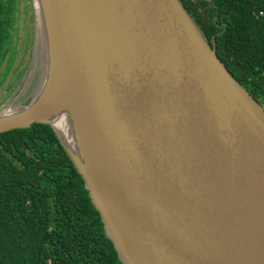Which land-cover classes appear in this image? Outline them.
<instances>
[{"label":"water","instance_id":"water-1","mask_svg":"<svg viewBox=\"0 0 264 264\" xmlns=\"http://www.w3.org/2000/svg\"><path fill=\"white\" fill-rule=\"evenodd\" d=\"M36 1L41 86L0 133L52 125L123 264H264V107L182 2Z\"/></svg>","mask_w":264,"mask_h":264},{"label":"trees","instance_id":"trees-1","mask_svg":"<svg viewBox=\"0 0 264 264\" xmlns=\"http://www.w3.org/2000/svg\"><path fill=\"white\" fill-rule=\"evenodd\" d=\"M180 1L231 74L264 105V0ZM16 8L17 0H0V83L17 52ZM0 264H123L50 124L0 133Z\"/></svg>","mask_w":264,"mask_h":264},{"label":"rangeland","instance_id":"rangeland-1","mask_svg":"<svg viewBox=\"0 0 264 264\" xmlns=\"http://www.w3.org/2000/svg\"><path fill=\"white\" fill-rule=\"evenodd\" d=\"M14 17L13 40L17 42V52L9 74L0 83V104L8 102L12 107H18L26 105L40 88L44 63L33 0H17Z\"/></svg>","mask_w":264,"mask_h":264},{"label":"bare ground","instance_id":"bare-ground-1","mask_svg":"<svg viewBox=\"0 0 264 264\" xmlns=\"http://www.w3.org/2000/svg\"><path fill=\"white\" fill-rule=\"evenodd\" d=\"M35 11L37 14V29H38V40L41 39V34L39 31L40 22L38 19V4L35 0ZM68 109H63L59 114H55L52 117V121L57 129V131L62 135V137L67 141V143L72 147L75 151L77 150L74 134H73V123L69 118Z\"/></svg>","mask_w":264,"mask_h":264}]
</instances>
